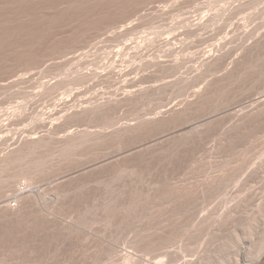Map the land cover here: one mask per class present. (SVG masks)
<instances>
[{
    "label": "rangeland",
    "instance_id": "rangeland-1",
    "mask_svg": "<svg viewBox=\"0 0 264 264\" xmlns=\"http://www.w3.org/2000/svg\"><path fill=\"white\" fill-rule=\"evenodd\" d=\"M263 96L264 0H0V264H154L249 225L252 256Z\"/></svg>",
    "mask_w": 264,
    "mask_h": 264
},
{
    "label": "bare ground",
    "instance_id": "bare-ground-1",
    "mask_svg": "<svg viewBox=\"0 0 264 264\" xmlns=\"http://www.w3.org/2000/svg\"><path fill=\"white\" fill-rule=\"evenodd\" d=\"M261 95H263V94H261ZM256 97H260V95L259 96H256ZM255 97V98H256ZM264 97V96H263ZM253 101V100H252ZM258 101V100H257ZM263 102L264 101V98H259V102ZM254 102H255V100H254ZM259 102H257V103H259ZM252 104V103H251ZM260 104V103H259ZM258 105V104H257ZM263 105V104H262ZM247 106H249V105H247ZM247 106H245L246 108H247ZM253 106V105H252ZM256 106V105H255ZM232 106H229L228 108H231ZM235 107V106H234ZM240 107V106H239ZM238 107V108H239ZM244 107V106H243ZM258 107V106H257ZM259 107H261L260 105H259ZM233 108V107H232ZM252 108V107H251ZM253 109H254V107H253ZM234 110V109H233ZM237 110V109H236ZM239 110V109H238ZM243 110V109H242ZM250 110V109H249ZM257 110H258V108H257ZM223 111V110H222ZM225 111V110H224ZM223 111V112H224ZM227 111V110H226ZM229 111H231V110H229ZM244 111V110H243ZM245 111H247V110H245ZM255 111V110H254ZM228 112V111H227ZM226 112V113H227ZM237 112V111H236ZM239 112V111H238ZM250 112H251V110H250ZM231 113H232V111H231ZM247 113H248V111H247ZM253 113H255V112H253ZM257 113V112H256ZM255 113V114H256ZM233 114H234V112H233ZM232 114V115H233ZM236 114V113H235ZM243 114V113H242ZM215 115V114H214ZM231 115V114H230ZM229 115V116H230ZM241 114H237L236 116H235V118L234 119H237L236 117L238 116H240ZM225 116V115H224ZM226 116H227V114H226ZM243 116V115H242ZM242 116H241V118H242ZM247 116H249V115H247ZM212 118V117H211ZM216 118V117H215ZM206 119V118H205ZM238 120V119H237ZM192 128V126H191V123H184V124H181L180 126H178V127H175L172 131H170L169 132V134H168V136H166V138L167 137H170V139H171V137L173 136V135H179V134H183V133H185V132H187V131H189L190 129ZM169 131V130H168ZM161 133V132H160ZM160 135V134H159ZM159 135H156V137L154 136V137H152V138H155L154 139V141H156V140H160L161 138H163V136H159ZM150 139V138H149ZM170 139H168V141L170 140ZM152 139H150L149 141H151ZM166 140V139H165ZM156 142H158V141H156ZM161 142V141H160ZM163 142V141H162ZM167 142V141H166ZM165 142V143H166ZM146 143V142H145ZM144 143V141H143V143H140V145H144L145 144ZM152 143H153V140H152ZM159 143V142H158ZM157 143V144H158ZM165 143H163V146H164V144ZM154 144H156V143H154ZM138 145H139V143H138ZM139 145V146H140ZM146 145H148V144H146ZM159 145H161V143L160 144H158V147L157 148H159ZM150 146V145H149ZM154 147H155V145H153ZM162 146V145H161ZM145 147V146H144ZM143 147V148H144ZM132 148H133V146H132ZM141 148V147H140ZM145 148H148V147H145ZM153 148V147H152ZM156 148V147H155ZM129 149V148H128ZM131 149V148H130ZM154 149V148H153ZM127 150V149H126ZM125 150V151H126ZM132 150V149H131ZM134 150V149H133ZM144 150V149H143ZM141 151V150H140ZM139 151V152H140ZM132 152V151H131ZM130 152V153H131ZM121 153H123V152H121ZM125 153V152H124ZM127 153H129V152H127ZM133 153V152H132ZM127 157H129V156H127ZM107 159V158H106ZM106 159H105V161H106ZM108 160V159H107ZM105 163V162H104ZM99 164H102V163H99ZM91 165V164H90ZM96 166V165H95ZM91 167V166H90ZM92 168V167H91ZM94 168V167H93ZM81 169V168H80ZM83 169V168H82ZM84 170V169H83ZM91 170V169H90ZM75 171V170H74ZM81 173V172H80ZM66 174H67V172L65 173V175H63L64 177L66 176ZM71 174V173H70ZM70 174L68 175V176H70ZM77 174V173H76ZM67 176V177H68ZM74 176V173H73V175L71 176V177H73ZM60 177H62V175L60 176ZM59 177V178H60ZM64 177H62L63 179H65ZM66 177V178H67ZM76 177V176H75ZM61 178V179H62ZM74 178V177H73ZM72 178H70V180H71ZM53 180H55V178L53 179ZM56 180L58 181V178H56ZM55 180V181H56ZM68 180H69V178H68ZM55 181H54V183H55ZM64 181V180H63ZM51 183H53L52 182V180H51ZM59 183V182H58ZM62 183H64V182H62ZM60 185V184H59ZM58 185V186H59ZM25 187V186H24ZM53 187V186H52ZM57 188V187H56ZM20 189V188H19ZM53 189V188H52ZM56 190H58V189H56ZM22 191V190H21ZM53 191H55V190H53ZM56 192V191H55ZM53 194V193H52ZM54 195V194H53ZM56 195H57V193H56ZM236 202H234V205H233V203L231 204V205H233L232 207H229V208H227L226 210H224V212H222L221 214L218 212V214L220 215L219 216V218H218V221L219 220H221V222H222V220H224L225 221V218H227V216H228V214H230V213H232V212H234L235 211V209L238 207V204L240 203V202H238V204H235ZM230 204V203H229ZM230 205V206H231ZM228 206V205H227ZM222 211V210H221ZM237 212V209H236V211L234 212V213H236ZM238 213V212H237ZM257 213L260 215V216H258V217H264V199H260V201L257 203ZM218 216V215H217ZM234 217V216H233ZM235 218V217H234ZM253 220V219H252ZM232 221V220H231ZM220 222V223H221ZM219 223V224H220ZM225 223H226V221H225ZM231 223V222H230ZM235 224V223H234ZM249 224H251L250 222H249ZM222 225V224H221ZM226 225V224H225ZM224 225V226H225ZM229 225V224H228ZM218 226V225H217ZM220 226V225H219ZM250 226V225H249ZM247 227V228H250V227ZM208 227V226H207ZM221 227H223V226H221ZM226 227V226H225ZM230 227V226H229ZM247 228L245 227H242V226H236L235 227V232H233L232 233V231L229 229V231H231V233L233 234V236L230 238V240L228 241V239L226 238V236H225V239L224 240H222V242H221V240H220V238H221V236H220V238L219 237H217L216 235V237L217 238H219V240H220V244H217L218 243V241L219 240H217V243L216 242H214L215 240H214V236H213V239H210V237L208 236V235H206L205 233L207 232L206 230H205V233H204V237H205V239L203 238V240H199L196 244L194 243V245H189L188 244V242L187 243H184V244H182V245H180L179 247H178V250L174 253V254H172V255H170L168 258H165V259H160L158 262H155L154 264H250V263H253V262H255V261H257L258 259H260V257L262 256V254L264 253V242L262 241V243L263 244H259V247H258V249H257V251L256 250H254L255 252H254V254L253 253H251V255L252 256H250V257H252L251 259H250V257H248V258H246L247 257V255H250V252H249V249H248V251L247 252H249V254L248 253H246V248H249L248 247V245H247V247H245L246 245H244L245 243H244V241H247V240H245V238L249 235V234H251L252 232H249L250 231V229L249 230H247ZM214 229V228H213ZM215 229H217V228H215ZM214 229V230H215ZM219 229V228H218ZM217 229V230H218ZM224 229V228H223ZM234 229V228H233ZM232 229V230H233ZM210 230V229H209ZM211 231V230H210ZM223 231V230H222ZM215 232H217V231H215ZM214 232V233H215ZM219 232V231H218ZM217 232V235H219V234H222V233H218ZM226 232H227V230H226ZM254 232V231H253ZM211 233L213 234V231H211ZM225 233V232H224ZM226 234V233H225ZM231 234V235H232ZM246 234H247V236H246ZM254 234V233H253ZM186 235V234H185ZM227 235V234H226ZM207 236V237H206ZM211 236V235H210ZM224 236H222V237H224ZM212 237V236H211ZM250 237H251V235H250ZM185 238V237H184ZM200 239V238H199ZM248 239H250L249 237H248ZM212 240H214V241H212ZM194 242V241H193ZM252 242V241H251ZM169 246H171V244L169 245ZM128 253V252H127ZM131 255H132V253H131ZM130 254L128 255H123L124 256V264H137V261L135 260V256H134V258H132V256H131ZM254 255V256H253ZM164 257H166V256H164ZM141 262V261H140ZM139 263V262H138ZM151 263V262H150ZM149 263V264H150ZM140 264V263H139ZM152 264V263H151ZM254 264V263H253Z\"/></svg>",
    "mask_w": 264,
    "mask_h": 264
}]
</instances>
